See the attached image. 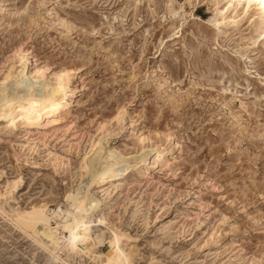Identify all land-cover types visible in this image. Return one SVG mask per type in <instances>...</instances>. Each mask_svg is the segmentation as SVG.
I'll list each match as a JSON object with an SVG mask.
<instances>
[{"label":"rangeland","instance_id":"obj_1","mask_svg":"<svg viewBox=\"0 0 264 264\" xmlns=\"http://www.w3.org/2000/svg\"><path fill=\"white\" fill-rule=\"evenodd\" d=\"M225 9L0 0V95L24 64L30 87L61 78L67 99L39 128L0 112V264H104L113 232L131 264H264V37L251 10ZM97 142L126 159L155 147L160 161L138 163L116 189L92 187L84 163ZM71 195L104 223L83 252L61 247L54 260L35 239L42 224L60 230ZM15 224L38 225L35 239Z\"/></svg>","mask_w":264,"mask_h":264},{"label":"bare ground","instance_id":"obj_2","mask_svg":"<svg viewBox=\"0 0 264 264\" xmlns=\"http://www.w3.org/2000/svg\"><path fill=\"white\" fill-rule=\"evenodd\" d=\"M226 4V11L230 9L234 10L239 7L240 13L243 16L246 11L251 10L252 22L255 26V34L257 37H264V0H224ZM222 14V13H221ZM25 63H28L27 58H24ZM24 64L22 68L19 69L15 78L13 87L8 89H2L0 95V112L4 113L2 118V123H6L10 127H16L17 124H21L25 127H40L41 122L46 120V124H51L54 122V117L57 116L62 111L64 112L67 107L66 96H63L62 90V79L59 78L54 86L47 88L44 84L43 88L35 89L29 86V81H27V71L25 70ZM70 71V70H68ZM37 73V72H36ZM68 76V74H66ZM9 75H6V79ZM36 80V79H35ZM35 83V82H34ZM32 86V85H31ZM6 91V92H4ZM82 86L77 84L75 90L69 94L68 99H77L82 94ZM75 101V100H74ZM7 111V112H6ZM62 112V113H63ZM20 125V126H21ZM8 126V127H9ZM8 129V128H7ZM176 145L170 147L171 151L174 150ZM94 151L92 153V158H89L84 163V168H88L92 171V179L90 184L92 187L101 188L103 186L113 185V189L119 187V184L124 177L129 173L140 162L151 159L150 165L154 166L160 161L155 153V147L147 150V153H142L138 158L126 159L122 158L116 154L117 150L114 145L103 147L101 143H96L94 146ZM102 153H98L99 151ZM163 152H161V155ZM153 155V156H152ZM161 156L160 158H162ZM21 181L15 183L12 189H16ZM77 194V193H76ZM89 198L84 195L81 199L77 196H70L68 202V210L60 211L59 218L61 220L60 230H53L49 228L48 224H42V230L48 231V235L38 234L40 240H36L31 236L32 229L38 225H34L32 229L27 227H22L15 224L16 227L24 232L30 233V236L35 239V241L42 243H49L53 248L50 252L54 260L57 258L56 250L63 247L67 252L72 254H78L85 250V241L78 243L76 249H73L70 243V231L78 221L88 222L91 226H101L104 223L102 218L94 217V203L89 202ZM93 201V200H92ZM92 204V205H91ZM92 217V219H91ZM38 223V221H35ZM89 228L88 232L91 231ZM93 229V228H92ZM67 234V236H65ZM117 237L120 236L116 234ZM123 237V236H122ZM115 238L108 241V250L104 254V264H131L130 255L124 253L120 248L114 246ZM40 243V242H39ZM46 246V244H45ZM129 253V252H128ZM51 258V257H50Z\"/></svg>","mask_w":264,"mask_h":264},{"label":"snow or ice","instance_id":"obj_3","mask_svg":"<svg viewBox=\"0 0 264 264\" xmlns=\"http://www.w3.org/2000/svg\"><path fill=\"white\" fill-rule=\"evenodd\" d=\"M90 228V224L88 222H81L78 221L72 228L69 229L70 231V243L73 249H76L78 243L84 242L88 240L90 237L88 235V230ZM114 240V246L119 248V237H117L116 233H112Z\"/></svg>","mask_w":264,"mask_h":264}]
</instances>
